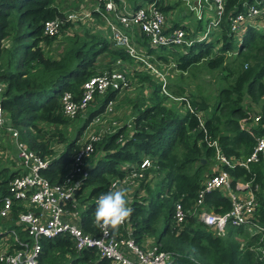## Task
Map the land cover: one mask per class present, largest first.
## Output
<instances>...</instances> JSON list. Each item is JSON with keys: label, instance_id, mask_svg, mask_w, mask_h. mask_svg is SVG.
Masks as SVG:
<instances>
[{"label": "trees", "instance_id": "obj_1", "mask_svg": "<svg viewBox=\"0 0 264 264\" xmlns=\"http://www.w3.org/2000/svg\"><path fill=\"white\" fill-rule=\"evenodd\" d=\"M131 1L133 6L137 4L136 0ZM252 1L224 0L220 30L209 39L193 40L184 50L175 45L149 47L146 37L136 33L147 53L157 59L171 57L180 72L202 59L206 67L223 70V77L228 82L218 89L209 111L203 98L197 99L178 87L172 91L181 92L195 110L202 111L206 133L217 138L221 152L227 156L249 152L253 145L251 130L264 133L261 126L264 121V28L246 27L234 46L231 44L233 33L227 24L229 15L243 9L242 3ZM177 2L156 1L164 12ZM60 3L65 7L64 0ZM58 5L54 0H0V81L5 82L2 106L28 147L48 159L39 172L51 182L63 178L71 155L79 145V133L93 115L104 112L106 102L115 98L118 90L108 87L104 92L94 94L90 101L94 107L70 138L64 137V127L71 118L62 112V92L70 90L77 97L82 82L94 73L110 69L116 58L133 63L122 47L113 45L110 39L98 33L74 34L70 43L55 54L41 46L40 41L49 42L53 37L42 35V21L59 14ZM171 25L179 24L177 21ZM194 26L202 28L203 21L195 20ZM4 39L10 40L8 48L2 46ZM226 52L233 55L226 57ZM100 56V59L107 58L106 67L102 69L96 62ZM132 70L140 88L132 96L125 97L128 115L132 116L131 126L121 124L103 132L94 143V150L84 160L86 174L81 177L72 199L66 201L67 209H77L76 205L83 203L78 218L72 219L82 231L96 234L98 227L94 213L98 196L121 187V183L109 186L112 178H122L143 156H149L151 165L144 169L142 177L133 180L136 183L132 184L134 188L129 199L133 211L128 221L133 227L135 242L140 241L142 232L153 234L161 249L172 252L166 264H264V251H261L264 249V229L250 233L242 224H228L225 233L217 235L196 214L189 213L179 225L173 222L174 201L179 200L184 209H189L213 151L202 140V129L184 100L170 98L161 92L159 81L146 69L133 65ZM166 87L168 89V82ZM246 100L254 102L260 114L257 124L247 128L238 121L245 118V122L251 114V106ZM44 124L55 126L47 130L43 128ZM53 141L64 145L57 156L52 155ZM5 147L13 151L0 128V192L7 190V180L18 172L14 168L16 157L15 160L8 157ZM202 157L205 162H201ZM123 163L126 167L121 168ZM223 168L233 180L249 181L256 201L254 214L257 223L264 228V155L250 162L248 168L239 165ZM149 172L155 173L154 183L150 186L145 181ZM139 189L144 193L139 195ZM87 199L89 201L84 202ZM204 203L217 212L227 211L230 207V200L218 189L207 191ZM16 208L19 207L13 205L12 218ZM159 223L161 228L158 230ZM110 229L126 234L125 223ZM40 244L38 264L108 263L94 247L77 250L67 234L43 237Z\"/></svg>", "mask_w": 264, "mask_h": 264}, {"label": "built area", "instance_id": "obj_2", "mask_svg": "<svg viewBox=\"0 0 264 264\" xmlns=\"http://www.w3.org/2000/svg\"><path fill=\"white\" fill-rule=\"evenodd\" d=\"M156 1L139 0L134 7L125 0H91L89 3L83 0L77 6L65 5L59 9V14L42 21L41 33L48 37L57 36L68 30L70 22L83 23L92 20L93 15L98 16L108 28L113 45L122 47L131 57L135 67L150 72L159 81L161 92L170 98L184 100L188 110L194 113L197 125L202 129V140L213 149L214 159L220 167L205 176L189 209H184L179 200L174 201L172 218L175 224L179 225L185 215L192 211L217 235L225 233L224 227L227 223L242 224L251 231H260L264 228L257 223L254 216L256 201L249 181H235L234 184L237 190L248 188L246 194L241 195L236 190H231L230 175L223 166L239 165L248 168L250 162L257 161L264 155V133L255 135L247 154H223L217 138L205 131L202 111L195 110L184 94L174 96L167 90L165 70L150 59L153 55L147 53L145 46L131 35L135 31L137 34H143L149 47L175 45L185 48L193 40L209 39L221 28L224 0H181L194 20L203 21L202 28L198 29L195 36L192 35L191 29L183 24H169L167 15L158 7ZM242 5V10L227 17L228 30L236 35L244 32L248 26L264 28V0L244 2ZM130 68L132 67L120 64V68L104 69L90 75L82 82L81 93L77 97L70 90H64L60 95L62 112L71 117L85 109L94 94L102 93L108 87L116 90L127 88L129 79L126 71ZM3 89L4 84L0 81V128L14 146V168L18 169V172L7 180V190L0 192V264H38L40 239L58 234L69 235L77 250L94 247L100 256L107 258V264H166L171 259L172 252L161 249L157 243L144 246L135 242L130 236L129 226H125L126 234L123 235L121 232L112 231L108 226L97 224V233L91 234L82 231L71 220L73 214L68 213L66 201L72 198L81 177L86 174L84 160L94 150V143L100 138L101 132L93 130L86 133L72 153L63 178L51 182L39 172L40 168L46 166L48 159L27 147L19 138L18 129L9 120L1 102ZM110 109L111 100L106 103L104 112L94 115L95 120L100 119L106 111L110 114ZM250 117L251 121L257 124L260 114L258 111L251 112ZM244 119L241 118L239 122L243 123ZM261 126L264 127V121ZM149 165L151 158L143 156L133 170L122 178L112 179L110 185L114 187L117 183H132L135 178L144 175V169ZM222 188L227 189L229 209L224 212L208 210L203 204L204 194L209 190ZM13 205L19 207L16 208L14 218L11 217Z\"/></svg>", "mask_w": 264, "mask_h": 264}, {"label": "rangeland", "instance_id": "obj_3", "mask_svg": "<svg viewBox=\"0 0 264 264\" xmlns=\"http://www.w3.org/2000/svg\"><path fill=\"white\" fill-rule=\"evenodd\" d=\"M54 1H57L59 3L58 5L59 9L63 8V3H60L61 0H54ZM164 1L169 2V3H174V0H164ZM173 8L178 12H183L181 15L182 18L188 21H192L194 19L193 15L185 9L181 1L178 0L177 4ZM92 27H94L95 29L90 30L89 27L87 26H81V27H78L74 32H71L72 30L69 31L71 32V34L60 33L57 36H53L49 42L43 40V43H41V46L49 50L52 54H55L59 51H62V49L65 48L70 43V40L74 38V34H79L80 36H82L85 32L87 35L98 33V34H101L107 37V31L103 28V24L99 22V20H97L95 22V25H92ZM242 34L243 32L233 35V40L231 44L235 46L237 42V38H240ZM2 44L6 46V48H8L10 45V40L4 39L2 40ZM225 55L226 57H230L233 55V53H230V54L225 53ZM5 56H6V53L4 57H2V59H4ZM100 58L101 56L96 60V62H98L99 67L102 69L106 67L107 58H104V59H100ZM119 60L121 61L120 64L122 65H128L129 67H132L134 65L133 63L127 64V61H124L121 59ZM153 61L157 62L158 64L160 62L161 65L164 66L163 68L169 80L168 90H170V92H172L173 94H180L181 92L177 93V92L172 91V89L177 90V87H178L182 89L180 91L185 92V93H190L191 95H194L197 99L203 98L208 104V107L206 109L207 111L210 110L211 105L215 101V97L217 95L218 89L228 82L227 79L223 77V70L220 67L208 68L205 66L203 59L190 65L189 67H187L185 71H182V72H180L174 67L172 60L169 58L164 59V60L155 59ZM103 62H105V65H103ZM120 64L115 62L111 65L110 68H120ZM126 75L129 79V85L127 86V88H121L120 90H118L116 97L112 99V104L114 106V109H113V113L111 114V116L104 114L100 119L95 120V118H93V120L91 121V124H88V126L87 124L84 125V129L85 128L86 129L84 130V132L82 131L83 134L81 132L82 136L83 135L85 136L86 133H89L93 131L94 129L96 130V132H101L103 134V132L115 129L119 125L120 120L125 119L126 121L129 119L127 118L129 114V111H128L129 108H128V104L126 102L125 97L132 96L136 91L139 90L140 85L138 81L136 80V77L133 75V70L131 71V68L126 71ZM143 89L145 90L146 86H144ZM147 90L148 89H146L145 92L149 91ZM246 102L250 104L252 111L258 108V106L255 105L254 102H250L247 100ZM93 107H94L93 103L90 102L85 107V109L77 112L75 115L70 117L71 118L70 122L64 127L65 129L64 137L65 138H69L70 135L75 133L76 126L80 124V122L85 118L89 110L92 109ZM112 120H115L116 123H114ZM43 128L47 130H51L52 126L44 124ZM97 129L99 131H97ZM53 143L56 144L58 142L53 141L51 144ZM56 145H59V144H56ZM97 152L98 150L93 154V156H95ZM211 163H212L211 161L208 163V167L211 165ZM154 174H155L154 172H149L147 174L146 179H145V181H147V185L150 186L154 183V177H153ZM133 183H136V182L133 181L132 184ZM123 188H127L128 198H131L134 186H127ZM138 193L140 195V194H143L144 192L142 191V189H139ZM160 222L162 221L160 220ZM160 228H161V223L158 224V230Z\"/></svg>", "mask_w": 264, "mask_h": 264}, {"label": "crops", "instance_id": "obj_4", "mask_svg": "<svg viewBox=\"0 0 264 264\" xmlns=\"http://www.w3.org/2000/svg\"><path fill=\"white\" fill-rule=\"evenodd\" d=\"M83 0H64V3H65V5H71V6H77L80 2H82ZM91 0H86V2L87 3H89ZM137 1H139V0H136V2ZM125 2L126 3H128V4H130L132 7H134L133 6V1H131V0H125ZM182 13L183 12H178V11H176L174 8H171V9H169V10H167L166 12H165V14H167V22L169 23V24H173L174 22H177L178 21V24L179 25H181V24H183L184 26H186L188 29H191V32H192V35H194L195 36V34H196V32L198 31V29H199V27L198 28H195V20L193 19L192 21H188V20H186V19H184V18H182ZM97 20H99V22H101L102 24H103V28L107 31V38L108 39H110V36H109V30H108V28L105 26V24L103 23V21L102 20H100L99 18H98V16H96V15H93V19L92 20H87V21H85V22H83V23H79V22H70V23H68V30L64 33V34H71V32H74L78 27H81V26H87V27H89V29L90 30H94L95 28L94 27H92V25H95V22L97 21ZM182 25V26H183ZM97 29H99V28H97ZM72 30V31H71ZM69 31H71V32H69ZM131 35H132V37H134L135 38V40L136 41H140V40H138V37L136 36V31L135 32H132L131 33ZM138 35V34H137ZM41 43H43V41H40V44ZM2 46H4L3 44H2ZM166 47H170V46H166ZM144 49L146 50V48L144 47ZM180 50H184L185 48H179ZM169 59H171V57H168ZM158 60L157 58H155V56H153V60ZM120 63L121 61L118 59V58H116L113 62H112V64L113 63ZM157 63V62H156ZM173 63V62H172ZM127 64H130V63H128L127 62ZM158 64V63H157ZM158 65H161V63L159 62V64ZM173 65H174V63H173ZM162 66V65H161ZM162 67H164V66H162ZM164 69V68H163ZM166 83L168 82V78H167V74H166ZM3 82V84H4V89H5V82L4 81H2ZM167 88V87H166ZM4 89H3V91H4ZM168 90V89H167ZM169 91V90H168ZM111 100V99H110ZM109 101V100H108ZM107 101V102H108ZM106 102V103H107ZM106 105V104H105ZM105 107V106H104ZM113 109H114V106H113V104H112V100H111V113L110 114H108L107 113V111H106V114L108 115V116H111V114L113 113ZM257 110H258V108H256L254 111H252L251 110V112L252 113H254V112H257ZM250 112V113H251ZM88 114V113H87ZM87 114H86V116H87ZM203 114V113H202ZM85 116V117H86ZM93 118L94 117H91V119L87 122V126H88V124H91V121L93 120ZM127 118H129L128 120H126L125 121V119L124 120H120L119 121V125H121V124H126V126L127 127H130L131 126V118H132V116H129L128 115V117ZM85 119V118H84ZM83 119V120H84ZM10 120V119H9ZM83 120L80 122V124L83 122ZM112 121H115V120H112ZM238 121H240V118L238 119ZM116 122V121H115ZM79 124V125H80ZM94 124V123H93ZM255 123H253L252 121H251V117H250V115L248 116V119L245 121V122H243L242 123V127H245V128H247V127H251V126H253ZM14 125V124H13ZM48 125V124H47ZM79 125H77V126H79ZM15 126V125H14ZM49 126H52V129L54 128V126L55 125H53V124H51V125H49ZM77 126H76V128H77ZM86 126V127H87ZM16 127V126H15ZM17 128V127H16ZM76 128H75V130H76ZM18 129V128H17ZM86 129V128H85ZM84 127H83V129H82V131L84 132ZM95 130V129H94ZM98 130V129H97ZM81 131V132H82ZM18 132H19V130H18ZM83 132H82V134H83ZM256 134H258V133H255L253 130H251V135L253 136V142H254V137H255V135ZM74 134H72V135H70L69 136V138L70 137H72ZM101 135H102V133H101ZM100 135V136H101ZM4 136H5V139H6V141L12 146V149H13V151H10V149L8 148V147H5V153L8 155V157H10L11 159H13V160H15V149H14V146H13V144L11 143V141L9 140V138L7 137V135L4 133ZM84 136V135H83ZM82 135H81V133H79V135H78V138H77V142H79L81 139H82V137H83ZM19 138L25 143V141L20 137V132H19ZM26 144V143H25ZM56 144H59V145H56ZM53 143L52 145H51V147H52V150H53V153H52V155H56L57 156V154L62 150V148H63V143L62 142H58V143ZM26 146L28 147V145L26 144ZM207 146V145H206ZM212 151H213V149H212ZM212 162L211 163V165L208 167V163L209 162ZM201 162H205V158H201ZM253 162H255V161H253ZM125 164L126 163H123V164H121V168H124V166H125ZM131 164V163H130ZM130 164H128L129 166H130ZM126 167V166H125ZM134 166H132V168H133ZM218 167H220V164L219 163H217L216 161H215V159H214V152H213V156H212V158H210L209 160H208V162H207V165H206V167H205V169L202 171V180H201V183L203 182V179L205 178V176L207 175V174H210L211 172H214V171H216L217 170V168ZM207 171V172H206ZM206 172V173H205ZM128 173V172H127ZM127 173H125V174H127ZM206 175H205V174ZM205 175V176H204ZM112 179H114V177L112 178ZM235 181H237V182H244V181H248V180H242V179H234L233 180V178L230 176V182H229V187H230V189L231 190H236L237 192H238V194H241V195H243V194H246L247 193V191H248V188H245V189H238L237 190V188H235V186H234V184H235ZM111 182V181H110ZM133 184H135V183H133ZM121 187H127V186H133L132 185V183H125V182H122L121 183ZM109 186H111L110 184H109ZM249 187H250V189L252 190V188H251V185H250V183H249ZM254 187H256V185H254ZM219 190V192H221L223 195H225L226 197H227V195H226V193H227V189H218ZM86 191V190H85ZM253 191V190H252ZM72 199V198H71ZM128 199H130V198H128ZM89 201V199H87V200H85L84 202H88ZM204 205L206 206V204L204 203ZM76 206H78L79 208H75V209H67V211H68V213L70 212V214H73V216L71 217V220L72 221H74L72 218H74V219H77L78 218V213H79V211L81 210V207L83 206V203H81V204H77ZM189 208H190V206H189ZM206 208L208 209V210H213L212 208H210V207H208V206H206ZM214 211V210H213ZM72 212V213H71ZM189 214H191V215H193L194 213L192 212V211H190L189 212ZM254 216H255V214H254ZM255 218H256V216H255ZM257 219V218H256ZM257 221V220H256ZM75 222V221H74ZM201 222H203L202 220H201ZM76 223V222H75ZM204 223V222H203ZM77 224V223H76ZM229 223H227L226 225H225V227H224V231L226 230V227H227V225H228ZM231 225V224H230ZM125 226H126V228H127V226H129V230H130V236L134 239V235H133V233H132V229H133V227H132V225H131V223L128 221V219H127V221L125 222ZM244 227H245V231H248V232H250V233H256V232H259V231H257V230H253V231H251V230H249L248 228H247V226L246 225H244ZM142 236L139 238L140 239V241L139 242H137V243H140L141 245H144V246H146V245H150V244H155V243H157V242H155V237L153 236V234H150V233H147V232H142V234H141ZM158 245H159V243H157ZM262 250L264 251V249L262 248ZM262 251V252H263ZM264 253V252H263ZM99 255V254H98Z\"/></svg>", "mask_w": 264, "mask_h": 264}, {"label": "clouds", "instance_id": "obj_5", "mask_svg": "<svg viewBox=\"0 0 264 264\" xmlns=\"http://www.w3.org/2000/svg\"><path fill=\"white\" fill-rule=\"evenodd\" d=\"M129 205L127 188L119 187L101 193L96 200L95 222L116 229L130 218L133 209Z\"/></svg>", "mask_w": 264, "mask_h": 264}]
</instances>
